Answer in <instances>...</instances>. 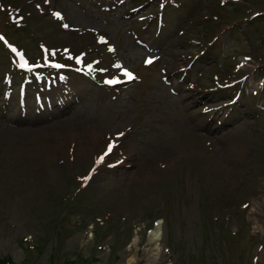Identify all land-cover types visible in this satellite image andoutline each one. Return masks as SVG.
<instances>
[{
    "label": "rangeland",
    "instance_id": "1",
    "mask_svg": "<svg viewBox=\"0 0 264 264\" xmlns=\"http://www.w3.org/2000/svg\"><path fill=\"white\" fill-rule=\"evenodd\" d=\"M0 2V257L264 264V0Z\"/></svg>",
    "mask_w": 264,
    "mask_h": 264
},
{
    "label": "trees",
    "instance_id": "2",
    "mask_svg": "<svg viewBox=\"0 0 264 264\" xmlns=\"http://www.w3.org/2000/svg\"><path fill=\"white\" fill-rule=\"evenodd\" d=\"M0 264H15V263L12 261L11 257H0Z\"/></svg>",
    "mask_w": 264,
    "mask_h": 264
},
{
    "label": "snow or ice",
    "instance_id": "3",
    "mask_svg": "<svg viewBox=\"0 0 264 264\" xmlns=\"http://www.w3.org/2000/svg\"><path fill=\"white\" fill-rule=\"evenodd\" d=\"M58 15V14H57ZM67 27V26H66ZM61 67H63L62 65H61ZM128 76H129V78L131 79L132 78V75H131V73H128ZM120 135H122V133L120 134ZM112 147H113V145H109V147H108V151L110 152L111 150H112ZM107 154V153H106Z\"/></svg>",
    "mask_w": 264,
    "mask_h": 264
},
{
    "label": "bare ground",
    "instance_id": "4",
    "mask_svg": "<svg viewBox=\"0 0 264 264\" xmlns=\"http://www.w3.org/2000/svg\"><path fill=\"white\" fill-rule=\"evenodd\" d=\"M247 65H249V64H247ZM247 65H246V66H247ZM248 68H249V67H246V69H248ZM257 84H258V83H257ZM257 84H256V85H257ZM157 232H158V230L155 231V234H156V235H157Z\"/></svg>",
    "mask_w": 264,
    "mask_h": 264
}]
</instances>
